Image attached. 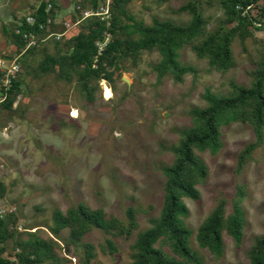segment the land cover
<instances>
[{
	"label": "rangeland",
	"instance_id": "1",
	"mask_svg": "<svg viewBox=\"0 0 264 264\" xmlns=\"http://www.w3.org/2000/svg\"><path fill=\"white\" fill-rule=\"evenodd\" d=\"M75 1L63 0V6L72 10ZM15 2L24 7V0H12ZM181 4L182 0H131L127 10L146 23L152 17L183 22L189 15L175 11ZM23 9L18 15L31 11ZM206 14L212 16L211 27L222 11L211 7ZM61 16L57 31L64 28L69 13L62 11ZM49 40L53 38L42 43L52 50ZM3 51L10 49L0 28V52ZM233 51L236 65L220 73L208 70L207 60L197 58L190 47L181 48L180 62L192 65L196 72L186 73L180 82L169 74L157 80L152 64L160 55L154 50L143 51L136 66L125 62L114 90L106 81H99L93 103L82 98L73 83L56 80L53 75L38 79L26 75V87L13 103L16 108L0 114V181L6 187L0 198V212L16 207L18 228H39V234L47 238L51 234L45 226L51 223L56 207L65 211L84 202L123 218L129 204L143 208L152 205L151 210L137 216L139 228L148 227L149 219L159 213L162 204L165 176L161 166L172 161L168 147L178 140L179 130L190 124V108L205 104L206 88L224 92L230 79L249 84L250 72L264 53V45L251 39L243 46L236 41ZM252 139L251 125L232 122L221 128V147L216 153H199L208 173L198 186L199 199H184L189 208L184 222L192 232L190 246L205 264L247 263V250L254 236L264 234V141L245 167L235 171L239 150ZM237 185L245 189L242 241L237 247L232 237L223 232V255L215 258L208 249L198 246L196 230L219 198L226 200L230 212ZM66 235L67 230H62L60 239ZM134 238L135 233L128 239L115 237L117 251L103 253L99 243L104 235L94 229L82 239L95 246L89 262L83 260L81 246L65 256L71 258L70 264H126ZM57 253L63 254L60 249Z\"/></svg>",
	"mask_w": 264,
	"mask_h": 264
},
{
	"label": "trees",
	"instance_id": "2",
	"mask_svg": "<svg viewBox=\"0 0 264 264\" xmlns=\"http://www.w3.org/2000/svg\"><path fill=\"white\" fill-rule=\"evenodd\" d=\"M130 1L110 0L107 18L90 16L67 30L57 31L55 23H47L58 12L56 0H41L30 13L35 18L32 25L26 21L27 16L14 17L3 25L2 32L10 51L0 52V55L8 59L15 57L19 70L8 89L2 87L3 75L0 73V95H4L0 101V114L16 108L13 103L24 91L28 74L37 79L53 75L56 80L73 83L81 97L93 103L97 100L99 81H106L114 90L126 68L125 62L130 61L131 66H136L143 51L154 50L160 55V59L152 64L157 80L169 74L174 81L180 82L186 73L196 72L192 65L180 62L179 50L183 47H190L197 58L206 59L208 70L226 73L236 65L234 42L243 46L247 39H251L264 45V0H182L175 11L187 13L188 20L174 22L152 17L150 23L137 20L128 12ZM48 4L50 8H47ZM237 4L240 8H236ZM247 4L251 7L243 12ZM104 5L105 0H76L68 20H75L81 10H97ZM211 7L220 9L222 15L210 27L212 16L206 14V10ZM63 31L59 39L47 37L51 32ZM106 35H109L108 41L99 53L97 42H103ZM30 37L37 43L26 47ZM46 37L53 38L49 40L52 50L48 44L42 43ZM250 76L249 84L230 79L224 92L206 88L203 93L205 104L190 108V124L179 130L178 140L168 147L173 155L172 161L161 166L165 176L162 204L159 213L149 219L148 227L140 229L137 216L151 210L152 205L143 208L129 204L124 217L120 218L102 208L78 202L65 211L57 207L52 210L51 223L45 226L51 236L44 238L39 234V228H18L19 216L14 207L0 213V264H70L71 258L65 255L80 246L83 260L89 262L94 257L95 246L82 239L94 229L104 235L99 247L103 253L109 254L117 251L113 238L128 239L135 233L129 245L130 261L126 264H205L190 246L192 232L184 222L189 208L184 199H199L198 186L208 173L199 153H216L220 149L223 126L241 122L248 123L253 130V139L237 154L236 172L245 167L262 145L264 53L254 63ZM5 193L6 187L0 181V198ZM244 197V186L237 185L230 212H227L226 200L219 198L197 227L195 239L198 246L208 249L215 258L223 255V232L232 237L235 246H240L245 227ZM64 229L67 235L60 239ZM57 249L63 254L59 255ZM247 257V263L235 264H264V234L254 236Z\"/></svg>",
	"mask_w": 264,
	"mask_h": 264
},
{
	"label": "built area",
	"instance_id": "3",
	"mask_svg": "<svg viewBox=\"0 0 264 264\" xmlns=\"http://www.w3.org/2000/svg\"><path fill=\"white\" fill-rule=\"evenodd\" d=\"M110 0H105V5L101 6L100 9L97 10H93V9H85V10H81L79 12V15L77 16V18L75 20H67L63 22L64 28L65 30H67L68 28H70L73 25H77L82 19L90 17V16H98L100 19H105L108 17V2ZM51 5L48 4L47 8H50ZM251 7V4H247L243 10V12L245 10H248ZM236 8H240V5L237 4ZM26 21L32 25L35 22V18L32 15H28L26 17ZM54 23V19H48L47 23ZM40 27H42V24H40ZM63 32H51L50 34H48L47 37L53 36L55 37V39H59L62 35ZM26 36V35H24ZM46 38H43L42 41H44ZM109 35L105 36V39L103 42H97V46H98V52L100 53V51L102 50L103 46L105 45V43L108 41ZM37 43V40L35 38L30 37L28 39V43L26 45V47L35 45ZM19 70V63L17 62V59L14 57L12 59H8L5 58L3 56L0 55V73H2V79H1V85L4 89H8L10 87L11 81L12 79L16 76L17 72ZM4 99V95H0V101H2ZM5 210H1L0 213H3Z\"/></svg>",
	"mask_w": 264,
	"mask_h": 264
},
{
	"label": "crops",
	"instance_id": "4",
	"mask_svg": "<svg viewBox=\"0 0 264 264\" xmlns=\"http://www.w3.org/2000/svg\"><path fill=\"white\" fill-rule=\"evenodd\" d=\"M41 0H24V7H21L19 5L18 2L12 3V0H0V28L2 30L3 25L8 24L10 21L13 20V18H21L24 16H28L32 10L37 6V4L40 2ZM67 1V0H66ZM58 3V12L56 14V16L54 17V23L57 25V23H59L62 19L61 13L62 11H67L70 15V13L74 10V7L72 8V10H70V8L68 9V7L63 6V4L65 2H63V0H61V2H57ZM25 7L31 9L30 13H27V15H18L19 13H21V9L24 8L23 10H25ZM69 10V11H68ZM220 10V9H219ZM64 18V17H63Z\"/></svg>",
	"mask_w": 264,
	"mask_h": 264
}]
</instances>
